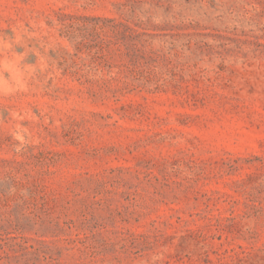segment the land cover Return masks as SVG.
<instances>
[{
	"label": "rangeland",
	"instance_id": "rangeland-1",
	"mask_svg": "<svg viewBox=\"0 0 264 264\" xmlns=\"http://www.w3.org/2000/svg\"><path fill=\"white\" fill-rule=\"evenodd\" d=\"M0 264H264V0H0Z\"/></svg>",
	"mask_w": 264,
	"mask_h": 264
}]
</instances>
